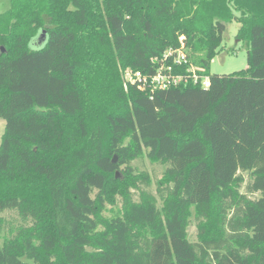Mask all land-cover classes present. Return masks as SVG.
Instances as JSON below:
<instances>
[{
	"label": "trees",
	"instance_id": "1",
	"mask_svg": "<svg viewBox=\"0 0 264 264\" xmlns=\"http://www.w3.org/2000/svg\"><path fill=\"white\" fill-rule=\"evenodd\" d=\"M232 20L247 68L211 75ZM180 38L207 88L124 82ZM0 46V264H264V0H10Z\"/></svg>",
	"mask_w": 264,
	"mask_h": 264
},
{
	"label": "rangeland",
	"instance_id": "2",
	"mask_svg": "<svg viewBox=\"0 0 264 264\" xmlns=\"http://www.w3.org/2000/svg\"><path fill=\"white\" fill-rule=\"evenodd\" d=\"M10 7V0H0V14L6 12ZM239 16L238 14H236ZM239 23L235 20H232L231 22L226 24L225 32L223 33L222 37V43L220 45V48L218 49V53L211 59L209 72L211 75H228L235 72H239L241 70H245L247 68V62H246V51L247 46L246 43L242 40H238L236 38L237 32L239 29ZM127 69H124V71ZM123 70H121L120 74L123 77ZM95 70L92 76H90V82H89V89L91 92V101L92 106L90 110L94 111V113L99 117L102 118V114L104 106L107 104V101L109 99L110 103V97H115L116 95L111 92V90L115 91L117 82L113 77V74L110 73L109 75H106V83L99 85L94 83V77H95ZM103 89L104 94L100 93ZM107 110V107H106ZM4 126L5 123L2 119H0V143L4 134ZM116 157V161L118 162L117 156H112L111 160ZM132 167L136 168L137 171H146L151 179V186L149 190L155 194L156 192V180L160 179L162 176V173L164 171V167L151 163L147 158L144 159H138L134 162H132ZM124 168V166L121 167V169ZM245 183L249 180V177L247 174H244ZM4 181L3 178L0 179V196H2L5 192L6 185L2 182ZM126 181L124 175L117 171L113 174V184L112 187H118L120 184H123ZM245 183L241 188V192L245 193ZM252 198L257 197V195L251 196ZM136 198V196L134 197ZM119 205V204H118ZM119 206H115L113 208V213H107L106 215L111 216L112 214L117 211ZM3 216V215H2ZM9 216V215H5ZM187 237L190 242H196L197 241V229L196 224L194 221V211L191 210V216H190V222L187 229Z\"/></svg>",
	"mask_w": 264,
	"mask_h": 264
},
{
	"label": "built area",
	"instance_id": "3",
	"mask_svg": "<svg viewBox=\"0 0 264 264\" xmlns=\"http://www.w3.org/2000/svg\"><path fill=\"white\" fill-rule=\"evenodd\" d=\"M182 41L183 39L180 38L177 48H169L157 63L155 61L153 73L127 69L123 73L124 82L148 94L172 87L186 86L190 83L207 88L208 77L199 74V69L190 61Z\"/></svg>",
	"mask_w": 264,
	"mask_h": 264
},
{
	"label": "water",
	"instance_id": "4",
	"mask_svg": "<svg viewBox=\"0 0 264 264\" xmlns=\"http://www.w3.org/2000/svg\"><path fill=\"white\" fill-rule=\"evenodd\" d=\"M45 36H46L45 31H42V32H40L39 35L36 37L35 41L37 42V44H38L39 46L42 45V43L44 42V40H45ZM4 53H6L5 48H4L3 46H0V55H1V54H4ZM115 161H116V157H114V158L112 159V163H115ZM116 175H117V172H116Z\"/></svg>",
	"mask_w": 264,
	"mask_h": 264
}]
</instances>
